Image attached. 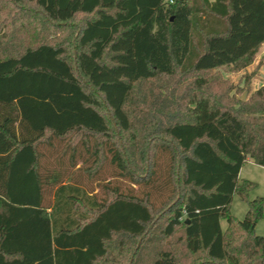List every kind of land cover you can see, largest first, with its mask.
<instances>
[{"label": "trees", "instance_id": "1", "mask_svg": "<svg viewBox=\"0 0 264 264\" xmlns=\"http://www.w3.org/2000/svg\"><path fill=\"white\" fill-rule=\"evenodd\" d=\"M263 44L264 0H0V264H264V84L211 72Z\"/></svg>", "mask_w": 264, "mask_h": 264}, {"label": "rangeland", "instance_id": "2", "mask_svg": "<svg viewBox=\"0 0 264 264\" xmlns=\"http://www.w3.org/2000/svg\"><path fill=\"white\" fill-rule=\"evenodd\" d=\"M81 20V16L76 18L75 22H78ZM214 77H221L224 80H226L229 84H232L235 89L232 90L231 93H235L237 96H242L243 98L246 97V91L243 90L241 91L243 87H245V79L246 77H251L250 82H249V93H251L254 89L260 87L261 85L264 84V44L261 45L256 53V58L252 62L251 65L244 69H238V70H232L231 67L229 68H224L220 67L218 69H214L211 71ZM55 155L53 154L50 155V165L51 167H56V163L54 162ZM166 159L167 157L165 155L161 156L159 158V170H158V176L156 177V182L152 184L150 187H146L145 185L143 186H134V192L141 193L143 190L149 189L151 191V197L152 200L156 201L157 203L160 202V199L162 196H164L168 189L167 185L163 184L164 180V170H165V165H166ZM67 159H64V167L62 168L64 171L69 172L71 168L69 167L67 163ZM243 167L240 169L239 177L241 179H247L250 180L254 183H256L255 187L249 191V198L253 199L255 196H264V166L258 165L253 162H245ZM112 170L110 168L105 167L102 172L97 175L96 179L93 181H88L87 185L96 187V184L98 182H103L110 180L112 182H118L117 179H113L111 177ZM128 182L120 181V185L123 189H127L129 187ZM233 200L230 205V213L233 214L236 218L242 219L244 217V213L247 210V204L245 201H243L241 198L238 197V195H233ZM264 212V210H263ZM220 225L222 229L226 226V220L221 219L220 220ZM255 232L260 235H264V217L259 220L256 223L255 226ZM139 240H135L132 242L127 243L126 249H128L126 252H123L121 255V260L125 264L131 263L133 260L131 254L132 251L134 250V247H138L139 245ZM141 247V246H140ZM123 257V259H122ZM138 257V256H137ZM136 261V260H135ZM134 261V264H135ZM229 264V263H228Z\"/></svg>", "mask_w": 264, "mask_h": 264}, {"label": "crops", "instance_id": "3", "mask_svg": "<svg viewBox=\"0 0 264 264\" xmlns=\"http://www.w3.org/2000/svg\"><path fill=\"white\" fill-rule=\"evenodd\" d=\"M248 161L252 162L251 160H248ZM248 161H247V162H248ZM239 173H240V172H239ZM239 178H240V177H239Z\"/></svg>", "mask_w": 264, "mask_h": 264}, {"label": "water", "instance_id": "4", "mask_svg": "<svg viewBox=\"0 0 264 264\" xmlns=\"http://www.w3.org/2000/svg\"><path fill=\"white\" fill-rule=\"evenodd\" d=\"M186 222H188V220L186 219Z\"/></svg>", "mask_w": 264, "mask_h": 264}]
</instances>
